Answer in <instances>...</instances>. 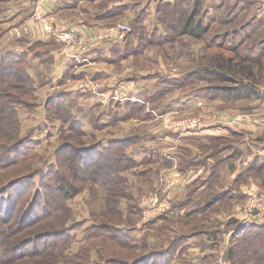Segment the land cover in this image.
I'll return each instance as SVG.
<instances>
[{"label": "rangeland", "instance_id": "obj_1", "mask_svg": "<svg viewBox=\"0 0 264 264\" xmlns=\"http://www.w3.org/2000/svg\"><path fill=\"white\" fill-rule=\"evenodd\" d=\"M159 1L160 0H99V2L94 4L84 2V6L78 7L79 10L76 13L80 15L81 13L86 14L85 19H94V17H91L92 15L99 14L100 16L102 13H106L108 9L117 5H126L128 8H131V12H129L133 15L131 17L124 15L118 18L111 17L105 20L99 19V23H107L105 25L127 21L132 29L137 32L135 36L130 38L132 40H128L130 42L128 44L130 48L128 52L125 51L124 53L125 42L119 41L114 45L111 44L112 47H109L111 51L107 50L108 53L110 52V58H105V56L101 58L103 60L99 61L101 63H99V66L108 69L112 77L115 75L118 77L116 84L119 83L118 85H121L125 81L133 82L136 79L144 82L146 90H153L158 84V79L156 76H148L151 73H158L159 75H165L164 73L184 74L193 71L197 67H202L203 65H214L213 63H208V60L211 61L215 56L214 50L211 51L212 54L210 55L209 48L207 47L210 39L202 41L191 37H180L177 32H172L171 30H168L171 33L168 40V42H170L169 44H166L167 41H165L160 42V44L152 43V45L149 46L150 43L144 41L145 35H142L143 41L139 38L140 32L138 29L139 27L135 25V13L137 14L143 8H147L148 12L146 13L147 16L145 17L146 20L144 25L152 30L155 25L157 26L156 6ZM239 1L241 2H238V0H204L201 15L204 22L211 24V26L218 23L220 11L226 12L231 7L239 5L237 16L234 17L232 21H229L228 24L212 30L209 35L210 38H212L217 31L222 30V32H232V34L235 35L234 40L237 43L246 41L247 36H249L246 29L247 23L255 15H257L258 19H264L262 5L258 3L257 0ZM82 3L83 2H81V5ZM1 7L2 5L0 4V35L7 26L3 25L1 21L10 20L6 15L7 10ZM46 37L48 36L46 35ZM232 38L231 36L229 37L230 41ZM260 39H264V25L258 36H254L252 41H259ZM34 42H36L35 39H25L23 43L24 49H28ZM139 42L140 45H137ZM153 42H158V40H153ZM16 44L17 42L11 43V46L6 44L2 46L0 44V53H22V51L16 47ZM37 46L33 55L39 54L41 59L38 62V56H35L31 59L33 62L32 65L28 57V64L25 66H28L30 74L32 72V74H35L37 77L40 74V80L36 81V93L33 96L31 95L32 97L29 94H24L21 91L11 88L12 85L19 82L16 80L17 78L22 79L20 73L16 72V67L10 68L6 72L0 71V79L2 82L5 80L10 83V85L7 86L3 85V89L0 91V129H5V135L9 137L8 140L0 139V161L2 157H23V153L8 155V152H5L6 148L9 149L13 147L14 144L11 143L12 139V141H17L15 145H19L21 142L25 141L28 136H31L35 142L29 151L32 155L30 162L0 171V189L7 186L6 191H8L7 193H4L5 191L0 192V262L6 261L7 264H80L82 260L83 264H145V262L142 261V257L145 253L148 254L151 252L153 249H150L153 246L158 248L162 245L166 246L171 239L176 238L181 233H188L189 229L187 226L189 225L185 223H191L189 219L173 218L163 222L158 221L154 225L146 226L147 222L143 220L141 204L143 199L150 198L157 194L159 186L162 185V177L160 175L157 176L161 168V163L155 162L153 165V163L149 161H137L138 165L136 167L125 172L130 186L129 191L121 193L122 191L119 187L125 184H116L115 186L118 187L117 190L113 192L112 189L114 188H111V191L107 193L103 191L104 189H99V186L92 180L94 173L99 172V153L95 151V148H92L81 156L76 152L77 149L95 147L99 144L101 139H105L106 137L122 138L131 136L136 132H140L139 130L143 128L144 125L139 124V122L125 120L117 125L114 124L102 130L99 129V104L97 105L96 99L87 93L80 92L77 94L76 92L73 94L66 91L69 90V87H75L76 84L81 82L90 84V81L87 80L88 78H85V81L70 79L61 84L63 89H54L52 82H48L44 77L45 73L50 71L49 65L53 63L51 58L52 53L50 51L47 52L48 48L44 45L39 47L37 44ZM132 46H138V49L133 53H131ZM53 48L54 47H51V50ZM57 50L58 49H56V51ZM215 51L217 52V49ZM210 56H212V58ZM214 61L217 62V59L215 58ZM39 64H41L42 67L40 70L37 69L38 66L40 67ZM33 68L37 71L33 70ZM253 74L255 73L253 72ZM248 77L255 78V75L252 76L250 74ZM257 79L259 80V78ZM93 80L95 83L101 82V80L95 78ZM261 80L260 78V81ZM39 82L43 83V87L39 86ZM57 83L58 82H56V85ZM101 83H103V81ZM65 84L67 88L64 86ZM113 84L115 85V83ZM213 84L221 85L222 83L215 81ZM65 88V93L68 94L66 98L63 96V100L60 98V102L64 103L61 104V107L64 109V115H62L63 117H61V115L58 116L60 121L57 120L51 123L47 120L48 115L47 112H45V103L51 95ZM114 89H116V86ZM28 90H30L29 87ZM16 94H21L23 101L31 105L30 107H27V104L25 107H18L17 124L20 125V128H17L15 123H12V117L10 116V112L13 109V102L21 98L16 97ZM170 97L173 98L174 95ZM155 105L159 106V104ZM239 105L243 107V111L249 112L253 110L252 106L254 103L249 105L248 102L247 104L241 103ZM67 111L72 113L74 116L72 118L75 119L76 117L79 123L72 121V126L67 125L68 123H65L69 116ZM3 114L6 115V118L3 117L1 120ZM169 115L156 116L155 120L160 126H163L164 129H166V123L175 122L187 117L199 116L201 120L204 121L198 114ZM108 116L110 117L112 114ZM4 119H6L8 123H6ZM218 145H220V143ZM57 151H60L59 156H57ZM46 160L48 164L56 160H63L66 168L64 172L65 177L60 175L63 178V183H70L74 187L79 188L80 194L74 199L67 201V210H63L62 206L59 205V202L55 199V195L51 194L53 191L48 188L49 190L47 189V192L52 196L56 205L51 206L54 208V212L51 214L52 216L46 218L41 212L42 209L40 210L34 206L33 213L36 215L29 214L24 218L25 212L23 211L27 204V197L32 194L34 195L36 189H40L41 182H44L42 176L34 177V175L38 174V166H43ZM193 162L194 160L189 159L181 163V165L186 168L189 163ZM25 176L27 178L34 177L22 184V187H30V195H25V193L19 190L22 188H17L16 185L20 181L14 182L15 179ZM55 182L56 181L53 180L48 181L49 187L55 188L62 183L61 181L59 183ZM222 185L224 184L220 182L219 187ZM225 190H227V188L224 190L218 188V190L215 189L213 194L211 192L203 194V192L198 191L195 194L191 193L188 199H193L198 196L204 197L205 202L209 200L213 201L211 204H213L214 207V210H212L214 214H218L219 212L228 213L233 205L240 200H232L235 197L227 194ZM6 195L13 201V205L10 208H8L9 202L6 200ZM190 207L185 208V212L189 211ZM193 208H195V206H193ZM201 211L202 209L200 212ZM191 212L193 213V211ZM217 222L218 223L215 222L213 224L212 221V224L209 225L210 228H218L223 224L222 222ZM200 225L202 224H199V228ZM236 226L239 225L237 224ZM236 226H233V228ZM118 228H122L126 234L124 241L127 243L131 242L132 244L127 246L118 241L116 238V230ZM195 228H198V225H196ZM235 232H238L237 228L232 231V233ZM232 233L230 232L229 238ZM31 236H36L37 244L35 247L34 243L30 242L25 247L26 249L22 251L15 250L17 242L18 245L21 240H26ZM128 239L130 241H128ZM232 240L239 246L243 243L241 234L239 236L236 235ZM190 241L200 244L198 239H191ZM254 244L255 243L250 244L251 248L254 247ZM195 249L196 248H193L191 253L188 252V259L199 264L200 259ZM238 258L239 255L236 256V261ZM153 260L149 261L147 264H152ZM158 262V264H161V259H159ZM217 262L221 264L224 263V260L220 259L217 260ZM176 264L182 263L180 260H177Z\"/></svg>", "mask_w": 264, "mask_h": 264}, {"label": "crops", "instance_id": "obj_2", "mask_svg": "<svg viewBox=\"0 0 264 264\" xmlns=\"http://www.w3.org/2000/svg\"><path fill=\"white\" fill-rule=\"evenodd\" d=\"M38 1L0 0V4L3 9L7 10L6 15L10 19L4 22L1 21L3 25L7 26L0 35V44L3 46L4 44L10 45L17 42L16 47L23 53L27 51L23 47L25 39H35V41L45 43L44 46L48 48L47 52L52 53L53 63L49 65L50 71L46 72L44 77L48 82H52V86L56 90L63 89L61 87L62 83L70 79L80 78L85 73L101 80V82L103 81L105 86V88L103 86V91L107 93V96H99L98 99L91 93H87L96 99L97 105L99 104V129L102 130L107 126L117 125L125 120L143 124V128L139 130L140 132L135 134L147 133L151 135L150 139L142 142L144 144H141L140 141L138 145L134 146V149L133 147L130 148L129 153L138 162L149 161L153 165L155 162L161 163L157 176L160 175L163 182L155 195L165 201L170 206V210L162 215L165 216V219L160 221L163 222L173 218L189 219L191 221V223H185L189 225L187 226L189 232L181 233L191 234L186 243L185 258L188 262H180L182 264H197L188 259V252L191 253V250L196 248L195 250H197L200 259L199 264H220L217 262L220 259L224 260V263L221 264H232L227 258V251L235 243L232 240L236 233H232L233 229H241V225L236 222V220L239 221L236 218L237 211L241 203L247 198V194H264V73L260 81L261 92L252 98L230 102L221 99L209 100L207 98L183 99L180 103H174L173 100L180 97V92L176 91L155 100L163 89L159 83L153 90H146L144 82L136 79L133 82L125 81L118 85L119 83L116 84L118 77L116 75L112 77L108 69L99 66V61L103 60L102 57L110 58V52L108 53L107 50L111 51L109 47L114 45L106 44L92 49L87 57L94 63L92 66L82 67L85 72L81 73L80 76H74L76 71L75 61L60 58L56 51L60 47V42L55 38L46 37L39 23L33 19V10ZM81 2H83L82 5ZM84 2L94 4L99 0H43V6L46 13L56 15L58 18L65 20L68 25L71 24L77 27L81 32L90 33L107 24L99 23V19L105 20L102 18L105 13L100 16L99 14L92 15L91 17H94V19H85L86 14L76 13L79 10L78 7L84 6ZM261 5L264 14V4ZM130 9L128 8L125 13L127 17L133 16L132 13H129L131 12ZM263 25L264 22L260 26L258 34ZM51 47L54 48L51 50ZM256 50L262 51L264 56V39L258 41ZM28 56L30 61L35 56H38V58L36 57L38 62L41 59L39 54L33 55V53H30ZM31 64L33 65L32 61ZM39 65L40 67L38 66L37 69L40 70L42 67L41 64ZM33 70L36 69L33 68ZM164 74L161 75L169 78L178 77V74ZM31 75L36 81L40 80V74L37 77L31 72ZM156 77L158 79V76ZM56 82H58L57 85ZM115 86L116 89H114ZM66 91L73 94L80 93L72 86ZM173 95L174 97L171 98L170 96ZM248 102L249 105L254 103L253 110H250V113L243 111V107L239 105ZM199 103H202V105H199ZM155 104H159V106ZM110 114L112 116L109 117ZM176 114H198L204 120L203 125L192 132L181 133L168 131L155 120V117L159 115L172 116ZM113 138L120 137H106L101 140L107 143ZM219 143L220 145H218ZM189 159L194 160V162L189 163L186 168L182 167L181 163ZM220 182L224 185L219 187ZM225 187L227 188L226 193L235 197L232 200H240L233 205L228 213L219 212L214 214L212 211L214 207L211 204L213 201L205 202L204 197L198 196L188 199L191 193L195 194L199 191L203 194L210 192L213 194L215 189L224 190ZM188 207H190V210L185 212V208ZM201 209L203 212H200ZM212 221L213 224L218 223L217 221L223 224L218 228L211 229L209 225L212 224ZM199 224H202L200 228ZM237 224L239 226H236ZM194 225H198V228H195ZM233 226L236 227L233 228ZM230 232L232 233L231 239L229 238ZM212 235L216 236V240ZM191 239H198L200 244L191 242ZM208 259L212 261L208 262Z\"/></svg>", "mask_w": 264, "mask_h": 264}, {"label": "trees", "instance_id": "obj_3", "mask_svg": "<svg viewBox=\"0 0 264 264\" xmlns=\"http://www.w3.org/2000/svg\"><path fill=\"white\" fill-rule=\"evenodd\" d=\"M238 2L241 1L238 0ZM203 4L204 0H160L156 6L157 26L155 25L152 30L148 29L147 26L144 25L146 20L145 17L147 16L146 13L148 12L147 8H143L135 15V25L139 27L138 29L140 32L139 38L142 40V35H145L144 41H148L150 43L149 46H151L152 43L160 44V42L165 41H167L166 44H169L170 42H168V40L171 33L168 30H171L172 32H177L180 37H191L202 41L210 39L207 44L209 53L211 55L212 50L215 52L214 59L211 61L208 60V63L210 62L209 64H214L213 66H209L208 64L203 65L202 67L195 68L189 73L178 74V77L173 78L160 76L157 73L150 74V76H158V83L163 87L162 91L157 95L155 100L168 93L178 91L180 92V97L174 99V103H180L183 99L190 100L202 98H207L209 100L221 99L226 102H230L233 100L252 98L261 92L260 78H262L264 73V56L262 51L256 50L258 41L253 42L252 40L254 36H258L259 28L264 22V19H258L257 15H255L247 23L246 28L249 36H247L246 41L237 43L234 40L235 35L232 34V32H222V30L217 31L213 37L210 38L209 35L212 30L228 24L229 21H232V19L237 16L236 14L238 12L239 5L231 7L226 12L220 11L221 13L219 12L218 23L211 26V24L205 23L202 18L201 10ZM126 7V5H117L112 7L106 11L103 15L104 17L102 18L107 19L111 17H122L128 9V7ZM136 33L137 32L133 29L132 32L126 35L122 40L125 42L124 53L125 51L128 52L130 49L128 47V44L130 43L128 40L135 36ZM229 34L233 37L231 41L229 39ZM153 40H158V42H153ZM37 44L40 47L45 43L36 41L33 45L28 47L26 52L20 54L13 52L0 53V71L6 72L8 69L16 67V72H19L22 76V79H16L20 83L16 82L11 88L21 91L24 94H29L30 96H33L36 93L35 89L37 82L30 74L28 66H25L28 64V55L34 52L36 47H38ZM137 45H140V42ZM137 49L138 46H132L131 53ZM216 49L217 52L215 51ZM210 57L212 58V56ZM215 58L217 59V62L214 61ZM253 72L255 74H253ZM250 74L252 76L255 75V78L248 77ZM257 78H259V80ZM215 81H219L222 84L214 85L213 83ZM3 85L7 86L10 85V83L5 80L2 82L0 79V91L3 89ZM27 86L30 90H28ZM39 86L42 87L43 83L39 82ZM67 94L68 93H65V90L57 91L46 101L45 112H47L48 115L47 120L51 123L59 120L58 116L61 115V117H63L62 115H64V109L61 107V104L64 103L60 102V98L63 100V96L66 98ZM15 96L21 97V94H16ZM26 104L27 107L31 106L30 103L23 101L22 97L13 102V109L10 112V116L12 117V123H15L17 128H20V125L17 124L18 107H25ZM67 114L69 115L65 121V123H68L67 125L72 126V121L79 123L76 117L75 119L72 118L74 117L72 113L67 111ZM3 117L6 118V115L3 114L1 120ZM4 120L8 123L6 119ZM4 131L5 129H0V139L8 140L9 137H6ZM150 136L151 135H148L147 133H140L131 135L127 138H113L107 143L100 140L97 146L77 149L76 152L79 156H81L85 152L95 148V151L99 153V172L94 173L92 179L93 182L99 186V189H104L103 191L107 193L111 191V188H114L112 189L113 192L116 191L118 188L115 186L116 184H125L124 186L119 187V189L122 191L121 193H126L129 191L130 186L128 184V178L125 176V172L138 165L137 160L129 153V150L130 148L138 145L140 141L141 144H144L142 142L149 140ZM12 140L11 143L14 144L13 147L9 149L6 148L5 152H8V155L23 153V157H2L0 161V171L28 163L32 159V155L29 151L35 142L31 136H28L26 140L21 142L19 145H15L17 141ZM59 154L60 151H57V156H59ZM77 158L80 159L79 157ZM65 169V162L63 160H56L55 162L49 164L46 160L43 166H38V174L34 175V177L42 176L44 182H41L40 189H36L34 195L32 194L33 196L31 195L27 197V204L25 205L23 211L25 212L24 218L29 214L36 215L33 213L34 206L40 210L42 209L41 212L46 218H48V216H52L51 214L54 212V208L51 206L55 205V203L52 196L47 192L48 188L53 191L51 194L55 195L54 197L59 202V205L62 206V209L67 210L66 202L77 197L80 194V189L74 187L70 183H63L64 181L61 176L63 175V177H65ZM34 177L32 176L30 178L32 179ZM30 178L25 176L14 180V182L20 181L16 186L17 188H22L19 190L25 193V195L30 193V187H22V184L29 181ZM50 180L56 181L57 183L61 181L62 183L53 188L48 185V181ZM6 187L7 186L2 187L0 192L5 191L4 193H7L8 191H6ZM6 198L9 202L8 208L12 207L13 201L7 195ZM164 219L165 216H161L153 222L147 223L146 226L152 224L154 225L158 221ZM236 222L241 225V229L234 234V237L241 234L243 243L240 245L241 247L235 243L230 246L227 251V258L232 264H264V224H242V222L237 220ZM116 232V238L119 242L127 246L132 244L131 242L127 243L124 241L126 234L122 228H118ZM212 236L216 240V236ZM188 238H190V235L180 234L176 238L171 239L169 244L166 246L162 245L159 248L153 246L150 249L153 250L148 254L145 253L142 257V261H144L145 264L153 259L155 260H153L152 264H158L159 259H161V264H176L177 260H180L181 262H188L185 258L187 248L186 243ZM128 241L130 240L128 239ZM30 242H33L35 247L37 244L36 236H31L26 240L23 239L18 245L17 242L15 250L22 251L26 249L25 247ZM252 243L255 244L254 247L251 248L250 244ZM238 255L239 258L236 261V256ZM210 261L212 260L208 259V262ZM0 264H7V262L1 261ZM80 264H83L82 260L80 261Z\"/></svg>", "mask_w": 264, "mask_h": 264}, {"label": "built area", "instance_id": "obj_4", "mask_svg": "<svg viewBox=\"0 0 264 264\" xmlns=\"http://www.w3.org/2000/svg\"><path fill=\"white\" fill-rule=\"evenodd\" d=\"M258 3L264 4V0H257ZM33 19L39 23L45 35L50 38L57 39L61 47L57 50V54L63 59H73L75 61V75L80 76L85 72L82 67L90 66L94 63L87 54L92 49L106 44H115L122 41L126 35L132 32L129 22L120 21L118 23L104 25L95 29L93 32H81L77 27L68 25L65 20L58 18L56 15L46 13L43 6V0H39L33 10ZM84 77V78H83ZM90 81V84L81 82L75 85L80 92L91 93L99 99V96H107L103 91V83H95L94 78L88 74L77 78V81ZM92 78V79H91ZM202 105V103H199ZM203 125V121L199 116L187 117L179 119L175 122L166 123L167 130L177 131L181 133L192 132ZM143 220L145 222L153 221L160 216L166 214L170 210V206L158 195L145 198L141 204ZM236 218L242 224L264 223V194L249 193L245 202L241 205L236 214Z\"/></svg>", "mask_w": 264, "mask_h": 264}]
</instances>
